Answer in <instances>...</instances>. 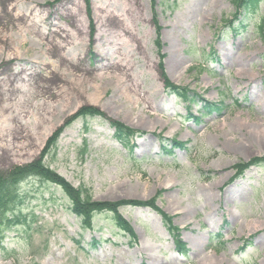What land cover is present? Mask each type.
I'll return each mask as SVG.
<instances>
[{"label": "rangeland", "instance_id": "obj_1", "mask_svg": "<svg viewBox=\"0 0 264 264\" xmlns=\"http://www.w3.org/2000/svg\"><path fill=\"white\" fill-rule=\"evenodd\" d=\"M65 1L0 0V71L8 67L26 76L33 68L43 87L55 81L45 64L61 61L47 54L37 29L24 30L21 22L30 19L19 22L14 14L32 7L39 17L51 11V21L59 22L54 11ZM70 1L79 5L86 28L82 41L60 51L62 69L70 68L73 79L87 73L86 88L66 86L68 94L45 122L36 126L30 114L20 132L9 103L1 100L0 171L38 159L60 127L81 110L96 109L105 117L73 119L45 162L95 202L156 198L181 229L187 252L176 251L155 210L120 207L135 240L110 212L97 213L86 228L60 186L35 178L19 187L22 201L14 210L27 222L2 230L0 264H264V164L230 182L234 165L264 156V43L255 29L264 0L233 25V0H90V16L84 0ZM109 12L114 16L107 22ZM101 20L108 27L101 28ZM123 24L135 38L124 40ZM38 28L49 33L47 24ZM167 83L187 87L194 101L166 91ZM205 100L224 108L195 121L192 115ZM109 119L138 131L130 149L115 138ZM173 138L186 146L168 154L164 148L171 149Z\"/></svg>", "mask_w": 264, "mask_h": 264}, {"label": "bare ground", "instance_id": "obj_2", "mask_svg": "<svg viewBox=\"0 0 264 264\" xmlns=\"http://www.w3.org/2000/svg\"><path fill=\"white\" fill-rule=\"evenodd\" d=\"M15 1V0H14ZM128 1V0H127ZM130 3V1H128ZM71 1H65L61 3L60 7L55 9L54 15L55 19L59 22L53 23L50 19L51 11L47 13V16L39 17L38 14H35V9L32 7H29V10H27V13H17L15 12L14 17H17L18 21H23V19H30V23L27 22H21L24 23L23 27L25 31H30L33 29H37V35L40 36L39 39L47 46V54L51 55L52 58H57L59 61H61V64H56L53 61H49L48 64H45L46 68H50L51 72L55 75L56 79L54 81V77L51 79L53 80V83L51 85L43 87L40 82L42 80H37L38 77V71L37 69H28L31 70L26 76H19L17 73H10L8 70V67H3V69L0 71V74L6 73V78H4L3 81L0 82V88L2 90L1 94V100L7 101L9 103V106H7V109L12 110L13 112V119L16 122L14 125V129L17 132H20L23 127L25 126L22 123V120L27 117L30 114H33L35 117V123L36 126L39 125V127L42 125L41 123L45 122V119L48 118V115H51L54 110H56V107L62 102L65 95L68 94V90H70L71 86L78 84L79 87H82V89L86 88L87 84V73H84L81 75L80 79H73L72 76L73 73L70 70H63L62 64H64V60L61 57L60 51L64 49V47L68 44L73 43L72 41L75 39V41H82V36L84 35V29L86 28L85 19L80 15V7L77 3H74V7L70 6ZM103 10L105 8H102ZM8 10L10 12L15 11V6L8 7ZM110 14L105 16V20L111 21L113 18V14L109 12ZM35 14L36 16H33L31 18V15ZM56 14L58 16H56ZM13 15V14H12ZM60 15V16H59ZM128 18L131 22L132 20V14H127ZM20 19V20H19ZM66 22V23H65ZM69 22V23H67ZM43 24H47L49 26V33L45 34L39 30V26ZM20 24V23H19ZM124 25V30L122 31L123 34L121 36H125L124 40L129 41L131 38H135V34L132 31H129L130 28L128 25ZM20 26V25H19ZM22 27V28H23ZM102 27H108V24L101 20V28ZM2 32H0L1 34ZM4 38V36L2 35ZM1 39V38H0ZM5 41L8 40V37H5ZM80 43V42H79ZM119 45V44H117ZM81 46L77 47V53L80 52ZM117 52L120 50L119 48H116ZM119 54V53H118ZM14 55V54H13ZM120 55V54H119ZM8 61H11L10 59ZM120 62V61H119ZM33 63L37 64V68H42V63H39L38 61H33ZM118 63V62H117ZM58 68H60V71H58ZM22 70V69H21ZM104 70V69H103ZM22 72H25L23 69ZM108 72V71H106ZM41 77H46L43 74H40ZM44 79V78H43ZM39 82V83H38ZM59 84H56L58 83ZM128 82V80H127ZM129 90H133L130 85H128ZM133 86V84H132ZM75 90V87H74ZM18 93H22L23 96L17 97ZM25 97V98H24ZM40 98L42 99V102L33 104L34 100ZM32 108H35V112L32 110ZM13 129V128H12ZM31 134H35V132H32L31 129L29 131ZM6 137L9 138L10 135L6 134ZM12 143V141L9 139V144ZM8 144V145H9ZM9 147H12L11 149H16L15 145H10ZM8 147V148H9ZM22 147V146H21ZM17 151H21V148H18Z\"/></svg>", "mask_w": 264, "mask_h": 264}, {"label": "trees", "instance_id": "obj_3", "mask_svg": "<svg viewBox=\"0 0 264 264\" xmlns=\"http://www.w3.org/2000/svg\"><path fill=\"white\" fill-rule=\"evenodd\" d=\"M259 0H247L246 6H249V10H252V7L257 5ZM234 3L240 5V0H234ZM259 33L262 36L264 41V24L259 27ZM168 85L172 86L170 83ZM179 95L186 97V91L179 89ZM101 114L96 109H83L78 114H76L72 119H70L65 125H69L70 121L78 116H87V115H96ZM117 127V136L119 139L127 145L128 139L133 136L136 131L119 123L113 122ZM63 128L59 129L58 132L48 142L46 149L43 151L42 155L26 164L21 166H16L8 171H0V235L3 234L2 230L4 228H9L8 226L12 224H18L27 222L24 220L25 216L21 213H17L14 210V207L18 206L21 195L19 191L20 184L29 179H43L46 181H51L59 185L65 193L70 197L73 204V211L82 219L84 226H91L92 219L94 215L103 210H110L115 213V219L117 224L123 228L125 231L133 234V231L129 224L125 222L122 217L118 214V207L125 202H116V203H101L95 202L91 198V195L86 192L85 189L75 188L70 183H68L62 176H60L56 171L51 169L45 162V157L52 152H55L57 149L58 137ZM246 164L239 165L238 168L244 167ZM156 199L150 201H129V204L132 205H148L158 209L155 204ZM161 212V211H160ZM165 223L171 225V217L163 212H161ZM172 229L174 227H171ZM177 242L179 243L180 241Z\"/></svg>", "mask_w": 264, "mask_h": 264}]
</instances>
